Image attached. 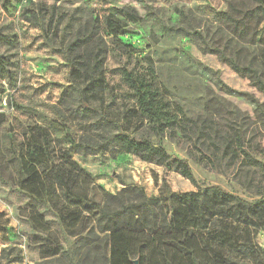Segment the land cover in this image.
Instances as JSON below:
<instances>
[{
    "label": "rangeland",
    "instance_id": "374dc122",
    "mask_svg": "<svg viewBox=\"0 0 264 264\" xmlns=\"http://www.w3.org/2000/svg\"><path fill=\"white\" fill-rule=\"evenodd\" d=\"M141 1L0 0V250L18 246L23 264L51 262L52 258L41 259V243L51 248L57 243L60 257L71 253L77 241L71 236L76 229H68L71 224L62 211L78 202L71 199L68 203L55 186L49 172L52 167L70 173L74 195L90 202H100L107 193L134 188L138 198L158 196L168 205L170 194L196 190L170 168L129 154L77 152L69 141L89 132L87 125L101 116L109 120L101 133L115 130L114 123L136 139L160 144L171 156L187 161L200 187L218 186L246 201L258 199L230 177L203 168L190 153L188 141L179 136L157 138L146 125L137 129L136 119L124 118L121 112L127 89L120 81L119 69L126 67L141 74L151 69L162 97L186 115L201 114L205 100L216 96L253 116V106L225 94L218 78L231 89L252 93L260 102H264V95L178 30L200 32L209 42L223 40L224 25L216 13L225 10L230 0ZM37 14L41 25L33 22L32 15ZM51 17L58 29L67 26L63 42L53 26L51 40L46 38L44 29ZM90 33L103 36L107 45L105 87L91 99L94 111L82 113L77 98L70 93L63 51H73L71 41ZM249 50L264 54V23ZM256 139L260 152L254 157L264 164V132ZM82 215L84 225L92 226L90 210ZM241 231L242 227L234 230V237H242L253 246L260 260L250 259V253L242 255L238 247L233 255L264 264V228ZM158 258L154 254L152 264H160ZM138 259L132 264H138ZM61 261L68 262L64 257Z\"/></svg>",
    "mask_w": 264,
    "mask_h": 264
},
{
    "label": "trees",
    "instance_id": "16d2710c",
    "mask_svg": "<svg viewBox=\"0 0 264 264\" xmlns=\"http://www.w3.org/2000/svg\"><path fill=\"white\" fill-rule=\"evenodd\" d=\"M216 14L226 34L221 41L209 42L200 32L178 30L195 39L203 52L215 55L264 95V54L249 50L264 23V0H230L227 8ZM32 18L41 25L38 14ZM47 26L46 38L51 40L53 26L63 42L67 26L58 29L52 17ZM70 47L73 51H63L70 93L77 98L82 113H90L94 111L91 99L105 87L107 45L103 36L90 33L73 39ZM119 77L127 89L121 109L124 118H135L137 129L146 125L157 138L179 136L188 141L190 153L203 168L230 177L240 189L258 199L246 201L218 186L200 187L187 161L171 156L160 144L136 139L114 123L115 130L101 133L109 121L101 116L87 125L89 132L69 141L77 152L129 154L143 162L170 168L196 190L170 194L168 205L158 196L138 198L134 188L107 193L100 202H90L74 195L70 173L52 167L49 172L55 186L68 203L71 199L78 202L66 205L62 211L65 221L71 224L68 229H76L71 236L77 241L71 253L60 257L57 243L54 248L41 243V259L52 258L47 264H63V257L66 264H132V260L139 258L138 264H152L156 254L160 264H252L233 255L238 247L243 250L242 255L250 253V259L260 260L253 246L242 237H234V230L264 228V164L254 157V153L260 152L256 138L264 132V102L252 93L229 88L217 76L225 94L240 97L253 106V116L216 96L205 100L201 114L189 116L162 97L151 69L141 74L123 67ZM88 210L92 226L84 225L86 219L82 214ZM0 264H23L21 249L15 245L2 248Z\"/></svg>",
    "mask_w": 264,
    "mask_h": 264
}]
</instances>
